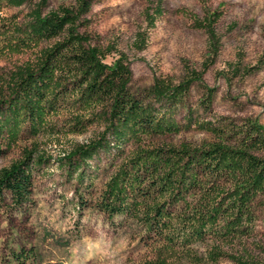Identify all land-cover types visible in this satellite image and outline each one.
Listing matches in <instances>:
<instances>
[{
  "label": "rangeland",
  "instance_id": "374dc122",
  "mask_svg": "<svg viewBox=\"0 0 264 264\" xmlns=\"http://www.w3.org/2000/svg\"><path fill=\"white\" fill-rule=\"evenodd\" d=\"M75 4L76 0H32L1 7L0 98L7 94L12 74L35 63L42 49L55 41L31 40L20 31L32 10L41 6L46 14ZM147 7L161 9L152 27L145 18ZM211 13L216 15L220 47L214 63L205 67L211 58L208 34L200 23ZM80 30L95 45L113 46L107 62L114 61L118 52L126 55L132 70L130 88L145 100L151 98L156 82L175 86L189 77V71L191 78L192 70L202 76L190 83L172 109L179 130L144 136L124 143L120 150L112 142L111 148L100 149L77 171L68 156L104 130L99 119L90 117L80 96L69 92L60 99L56 109L47 112L39 132L27 121L16 138L6 133L0 170L21 158L26 149L35 150L43 161L34 168L32 203L14 209L7 194L0 207V264H15L18 253L27 256V264L264 262V197L254 202L253 221L237 236L207 235L175 246L155 240L140 222L123 215L110 218L97 205L111 176L139 147L181 149L217 141L211 129L188 120L212 122L230 129L229 134L252 122L264 126V0H92ZM139 31L147 32L143 49L135 44ZM238 65L259 67L246 74L235 69ZM184 208V203L176 207Z\"/></svg>",
  "mask_w": 264,
  "mask_h": 264
},
{
  "label": "trees",
  "instance_id": "16d2710c",
  "mask_svg": "<svg viewBox=\"0 0 264 264\" xmlns=\"http://www.w3.org/2000/svg\"><path fill=\"white\" fill-rule=\"evenodd\" d=\"M27 1L32 0H0V9ZM91 6L92 0H76L73 7L61 6L46 14L36 6L29 21L20 27L28 39L55 41L42 49L35 63H27L12 74L8 92L0 98V157L6 133L16 138L27 121L34 132H39L49 109H56L69 92L80 96L90 109V117L104 125L98 139L77 145L68 156L69 165L76 171L100 149L111 148L112 142L120 150L124 143L141 141L144 136L179 130L172 109L181 102L190 83L202 75L192 70L190 78L189 71V77L175 86L156 82L150 99L138 97L130 88L132 70L126 55L118 52L114 61L107 62V55L115 51L113 46L95 45L90 35L81 32L82 18ZM160 13V7L146 8L149 27L155 25ZM215 17L211 13L200 23L208 34L211 58L205 67L219 54ZM146 34L137 33L139 49L146 45ZM258 67L238 65L235 69L251 74ZM188 123L211 129L217 141L181 149L168 145L139 147L119 165L97 204L110 218L123 215L142 223L155 240L170 246L207 235L218 239L237 236L253 221L254 202L264 197L263 125L252 122L229 134L230 129L212 122L202 124L191 119ZM42 161L35 150L26 149L21 158L0 170V207L7 194L14 209L32 203L34 168ZM180 203L185 208L177 210ZM15 264H27V256L16 254ZM240 264L264 262L247 260Z\"/></svg>",
  "mask_w": 264,
  "mask_h": 264
}]
</instances>
